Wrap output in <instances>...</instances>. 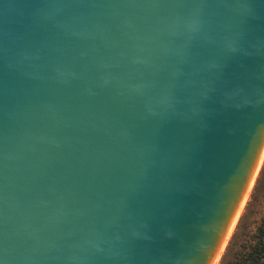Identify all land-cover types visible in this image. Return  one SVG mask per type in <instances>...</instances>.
<instances>
[{
    "label": "water",
    "instance_id": "95a60500",
    "mask_svg": "<svg viewBox=\"0 0 264 264\" xmlns=\"http://www.w3.org/2000/svg\"><path fill=\"white\" fill-rule=\"evenodd\" d=\"M264 146V0H0V264H212Z\"/></svg>",
    "mask_w": 264,
    "mask_h": 264
},
{
    "label": "rangeland",
    "instance_id": "374dc122",
    "mask_svg": "<svg viewBox=\"0 0 264 264\" xmlns=\"http://www.w3.org/2000/svg\"><path fill=\"white\" fill-rule=\"evenodd\" d=\"M264 218V165L218 264H227L233 251L246 244Z\"/></svg>",
    "mask_w": 264,
    "mask_h": 264
},
{
    "label": "trees",
    "instance_id": "16d2710c",
    "mask_svg": "<svg viewBox=\"0 0 264 264\" xmlns=\"http://www.w3.org/2000/svg\"><path fill=\"white\" fill-rule=\"evenodd\" d=\"M227 264H264V218L249 242L233 251Z\"/></svg>",
    "mask_w": 264,
    "mask_h": 264
},
{
    "label": "bare ground",
    "instance_id": "6f19581e",
    "mask_svg": "<svg viewBox=\"0 0 264 264\" xmlns=\"http://www.w3.org/2000/svg\"><path fill=\"white\" fill-rule=\"evenodd\" d=\"M263 165H264V146H263V149H262V151L260 153L258 162H257L256 167L254 169V172H253V174H252V176L250 178L248 186L246 187V190H245V192H244V194H243V196L241 198L239 207H238V209H237V211H236V213H235V215H234V217H233V219H232V221L230 223V226H229L228 231L226 233L225 239L222 242V244H221L216 256L214 257V259L212 261V264H218L219 259L222 256L223 251H224V249H225V247H226V245H227V243H228L233 231L235 230L237 222H238L240 216L243 213L245 205L247 204V202L249 200V196L251 194V191H252V189H253V187L255 185V182H256V180H257V178L259 176V173H260L261 168H262Z\"/></svg>",
    "mask_w": 264,
    "mask_h": 264
}]
</instances>
